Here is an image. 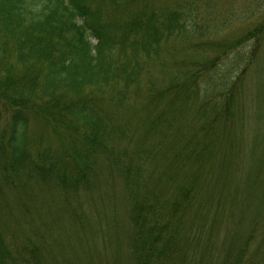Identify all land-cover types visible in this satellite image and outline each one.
<instances>
[{
  "label": "trees",
  "instance_id": "obj_1",
  "mask_svg": "<svg viewBox=\"0 0 264 264\" xmlns=\"http://www.w3.org/2000/svg\"><path fill=\"white\" fill-rule=\"evenodd\" d=\"M94 1L0 0V102L9 101L17 108L8 122L6 138L0 139V183L8 182L9 175L21 177L28 169L30 176L55 181L65 188L92 187L88 191L111 187L109 179L120 188L126 206L133 264H178L179 257L189 249L192 190L188 188V177L180 175L182 165L187 160L191 174H195L209 149L206 138L212 128L227 120L231 113L229 100L233 99L230 96L235 94L232 91L230 99L220 106L217 91L209 93L206 86L201 93L200 81L209 78L227 52V46L221 47L216 40L223 25L214 20L206 22L204 12L213 0H141L137 7H133L135 0H100L101 4L107 2V15H103L101 7L92 5ZM207 29H212L213 37L203 39ZM93 36L97 43L91 41ZM254 36L251 53L260 47L264 21L255 23L228 46L239 49ZM173 39L187 45L200 44L199 49L204 51L207 44H212L216 54L205 53L204 61H190L193 69L167 76L172 72L166 69L161 53L163 46L168 47ZM161 58V64L155 66ZM240 59L247 62L237 79L252 64L251 60ZM225 66L226 62L222 68ZM155 67H159L160 74L155 75ZM143 74L148 75L146 83ZM155 76L158 80L151 78ZM187 80L193 85L189 86ZM226 80L222 87L230 86V75ZM143 84H148V92H155L156 97L168 94L163 106L175 105L177 111L164 120L167 108H160L155 120V112L147 106L146 118L129 136L127 130L133 126L130 117L124 121L126 133L117 130L114 123L121 115L123 118L129 91L137 94ZM111 85L117 90H109L107 95L114 93L109 100L121 109V114L112 112L110 119L92 101L66 100L88 87L109 89ZM257 87L254 84L252 90ZM178 89L182 93L174 95ZM260 96L257 93V101ZM154 100L149 95L148 102L155 109ZM27 101L32 102L30 106ZM32 112H44L56 130L67 129L69 143L64 154L74 163L73 167L51 159L47 148L37 147L32 152ZM71 123L80 129L85 127L83 133H75L68 126ZM121 134L128 148H121ZM177 135H185L188 143L173 155L168 144L175 145ZM142 146L146 148L141 149ZM155 150L157 156L148 155V162L142 164H134L127 154ZM144 164L147 170H153L143 174ZM175 176L182 180L181 185L174 180ZM160 183H168L169 190L166 186L159 190ZM183 204L187 206L181 211ZM254 233L255 229L239 236L234 264H244ZM22 244L16 239L9 243L0 226V264H35L31 258L38 257L37 247ZM229 258L227 255L225 264H229Z\"/></svg>",
  "mask_w": 264,
  "mask_h": 264
},
{
  "label": "rangeland",
  "instance_id": "obj_2",
  "mask_svg": "<svg viewBox=\"0 0 264 264\" xmlns=\"http://www.w3.org/2000/svg\"><path fill=\"white\" fill-rule=\"evenodd\" d=\"M141 2L135 0L133 7ZM92 5L101 7L103 15L109 13L107 2L101 4L100 0H95ZM263 9L264 0H213L211 7H207L204 12V16L207 15L206 22L214 20L223 25L216 40L221 47L227 46V52L217 68L211 70L209 78L200 81L201 93L206 86L209 93L217 91L220 106L230 97L233 99L229 100L231 113L225 123L212 128L211 134L206 138L209 149L196 167L195 174H191V166L187 160L182 165L180 175L188 177V188L192 190L187 237L189 249L179 257L178 264H225L227 255L231 259L229 264H234L233 260L238 256L236 244L239 242V235L243 231L248 234L254 229L255 236L245 255L244 264H264V37L255 53H251V49L256 36L243 43L239 49L228 46L232 40L252 29L255 23L264 21ZM201 37H213L212 29L205 30ZM91 41L98 42L95 37ZM199 45H187L174 39L168 47L167 44L164 45L161 57L163 54L166 69L172 72L167 76H177L183 70L193 69V63L190 62L192 60L202 62L206 54H216L212 44L205 46L207 51L199 49ZM241 57L251 60L252 64L237 79V74L247 62H240ZM161 61L162 58L155 66L160 65ZM225 62L226 66L222 68ZM154 73L160 74L159 67H155ZM229 75L230 86L222 87L221 83L227 81ZM151 78L158 80L157 76ZM142 80L146 83L148 75L143 74ZM182 82L180 84H184ZM186 82L189 86L193 85L190 80ZM254 84H258L256 91L252 90ZM141 87L137 94L133 95V90L129 91V100L123 106V118L121 115L114 123L117 130L121 129L126 133L124 121L130 117L133 126L127 130L129 136L131 131L140 128L141 120L147 116V106L155 112V120L158 119L160 111L157 110L160 108H167L164 120L168 114L172 117V113L177 111L175 105L163 106L164 100L169 99L168 94L156 97L155 92H148V84ZM180 88L184 89L182 86ZM109 90L114 92L117 89L112 85L109 89L88 87L78 95L67 96L66 100L77 98L78 101H92L107 117L112 112L121 114V109L110 102V96L114 97V93L107 95ZM182 90H174V95L179 96ZM232 91L235 94L230 96ZM257 93L261 94L260 101L256 100ZM149 95L155 99V109L148 102ZM27 102L26 105L29 106L32 103ZM16 109L9 101L0 102V139L3 136L6 138L8 122ZM29 115L32 119V152L37 147L47 148L51 159L68 168L73 167L74 163L64 154L69 143L67 129L58 127L56 130L44 112H32ZM143 124L151 129L144 122ZM68 126L75 133L82 134V129H85L73 126L72 123ZM175 137H178L177 143L168 144L173 155L188 143L185 135ZM120 144L121 148H128L123 144L122 134ZM143 146L141 149L146 148ZM150 148L152 149L151 146ZM156 152L158 151L127 154L134 164H142L148 162V155L157 156ZM151 170L153 168L147 170L144 164L143 174ZM30 175L31 169H28L21 177L9 175L8 182L0 183V226L9 243L16 239L18 243H24V247H37L39 254L38 257L31 258L32 263L133 264L129 246L130 221L117 185L102 176L109 181L111 187L88 191L92 187L80 185V189H77L78 186L65 188L55 181ZM175 179L182 184L178 176ZM98 184L99 182L93 187ZM157 186L159 190H164L163 186L169 190L168 183ZM186 206L183 204L181 211Z\"/></svg>",
  "mask_w": 264,
  "mask_h": 264
}]
</instances>
